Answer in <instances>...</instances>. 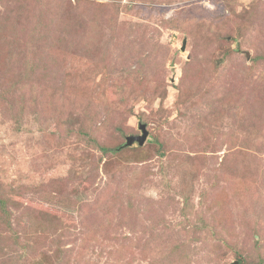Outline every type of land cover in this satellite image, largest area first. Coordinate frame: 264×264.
Returning <instances> with one entry per match:
<instances>
[{
  "label": "rangeland",
  "instance_id": "obj_1",
  "mask_svg": "<svg viewBox=\"0 0 264 264\" xmlns=\"http://www.w3.org/2000/svg\"><path fill=\"white\" fill-rule=\"evenodd\" d=\"M234 263L264 264V0H0V264Z\"/></svg>",
  "mask_w": 264,
  "mask_h": 264
},
{
  "label": "water",
  "instance_id": "obj_2",
  "mask_svg": "<svg viewBox=\"0 0 264 264\" xmlns=\"http://www.w3.org/2000/svg\"><path fill=\"white\" fill-rule=\"evenodd\" d=\"M138 130L140 131L139 135H136V136L129 135L125 137V144L123 145V147H130L134 144H137L138 146H143V144L145 143L148 137V131L146 129V125L139 123Z\"/></svg>",
  "mask_w": 264,
  "mask_h": 264
},
{
  "label": "trees",
  "instance_id": "obj_3",
  "mask_svg": "<svg viewBox=\"0 0 264 264\" xmlns=\"http://www.w3.org/2000/svg\"><path fill=\"white\" fill-rule=\"evenodd\" d=\"M101 151L104 152V153L107 152V153H112L113 154V153L117 152L118 150H107V149L102 148Z\"/></svg>",
  "mask_w": 264,
  "mask_h": 264
}]
</instances>
